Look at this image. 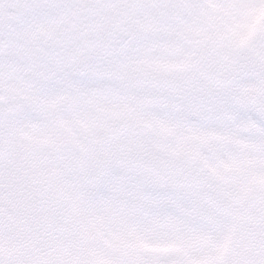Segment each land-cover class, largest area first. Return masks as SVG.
<instances>
[{"label": "snow or ice", "instance_id": "1", "mask_svg": "<svg viewBox=\"0 0 264 264\" xmlns=\"http://www.w3.org/2000/svg\"><path fill=\"white\" fill-rule=\"evenodd\" d=\"M0 264H264V0H0Z\"/></svg>", "mask_w": 264, "mask_h": 264}]
</instances>
